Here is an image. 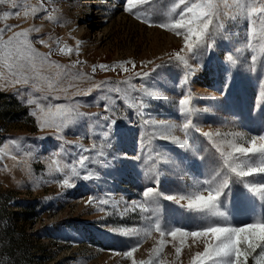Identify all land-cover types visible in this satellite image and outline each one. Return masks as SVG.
Returning <instances> with one entry per match:
<instances>
[{"label": "snow or ice", "instance_id": "snow-or-ice-1", "mask_svg": "<svg viewBox=\"0 0 264 264\" xmlns=\"http://www.w3.org/2000/svg\"><path fill=\"white\" fill-rule=\"evenodd\" d=\"M117 3L123 13L143 25L173 34L179 40V46L162 52L161 57L140 59L139 66L132 57L111 64L94 63L91 65L92 76L97 69L127 73L117 82L122 86L110 87L112 80L105 79L81 89L73 81L90 78L89 73L77 67L87 61L77 59L70 65L61 66L52 59L56 51L53 45L46 39H38L40 26L18 27L5 23L0 26V89H12L21 96L27 93L30 98L23 102L29 106V115L34 118L36 126L53 129L50 135L60 143L59 151H52L48 158V172L63 175L59 181L62 187L72 186L85 171L88 174L83 179L88 180L92 175L89 162L113 171L131 162L127 152L120 148L125 132L117 122L120 118L129 123L134 121H130L121 109L120 101L127 109L134 110L139 118L142 137L146 129L155 140H167L176 145L174 163L184 174L183 183L173 190L174 194H168L162 190L161 176L146 172L144 179L148 183L142 187L140 198L130 202L124 200L125 207L120 211L121 216L139 211L142 226L109 229L113 234L127 238L122 254L129 264H169L161 258L165 244L174 248L172 264L177 261L183 264L181 254L186 245L188 264H249L250 258L252 264H264V132L203 130L196 122L200 110L193 104L198 98L190 92L198 74L222 72L223 89L216 90L218 95L206 97L214 101L225 95L241 65H246L254 73H258V61L264 67V0H163V3L158 0H117ZM0 5L7 6L6 11L0 12V19L21 15L18 10H22L25 18L43 16L53 22L60 18L56 0H37L34 4L28 0H0ZM91 7L93 5H89ZM244 20L247 21V42L237 48L236 53H242L245 48L250 50V64L248 57L238 60L231 51L221 64H208L215 56L217 37L221 29H225L226 22ZM37 44L44 45L48 51H40ZM56 44H60L58 39ZM80 44L81 41L77 40L74 49L65 44L58 50L60 53L73 50L79 53ZM170 67L180 74L175 85L183 93L176 105L179 118L161 119L157 118L158 114H153L151 102L169 99L158 90L157 84L160 70L167 72ZM261 88H264V80ZM94 93L103 94L96 95L94 101L81 99L92 97ZM259 99H264V93ZM93 102L102 104L103 110L95 113L80 110L82 103ZM85 120L89 122L86 129ZM225 123L229 121L225 120ZM257 127L264 128V119L257 122ZM94 128L100 131H93ZM69 129L77 134L84 129V135L91 137L92 143L85 147L79 142L65 140ZM201 136L206 138L207 145ZM97 138L101 140L99 146ZM24 139L27 138L6 139L4 143L9 147H0V156L10 158L31 174L30 161L36 153L29 151L21 155ZM67 144H72L78 151L68 152ZM69 158L71 162H68ZM140 159V156L136 157L137 161ZM193 161L199 167L190 173L186 169L192 168ZM3 167L7 169L8 166L4 164ZM234 185H243V188L237 191ZM229 199L232 208L243 205L252 213L251 222H234ZM94 201L90 195L85 203ZM164 201L173 202L177 208L162 211ZM100 203H112L116 207L119 202L104 199ZM181 210H186L184 215L195 222L176 226L171 216ZM165 213H168L167 221ZM153 233H158L159 239L148 250V258L137 259L135 253L141 242ZM168 237L171 239H166ZM110 251L119 250L111 248Z\"/></svg>", "mask_w": 264, "mask_h": 264}, {"label": "rangeland", "instance_id": "rangeland-1", "mask_svg": "<svg viewBox=\"0 0 264 264\" xmlns=\"http://www.w3.org/2000/svg\"><path fill=\"white\" fill-rule=\"evenodd\" d=\"M28 2L34 4L37 0H28ZM158 2L163 3V0ZM89 5L93 7L89 8ZM56 7L57 15L60 17L58 22L48 21L43 16L33 18L29 15L25 18L22 10H18L21 11V15L0 19V26L5 23L16 24L18 27L32 24L40 26L41 35L38 39H46L53 45L56 51L53 52L52 59L58 61L61 66L70 65L77 59L87 61L86 64L77 67L89 73L90 78L73 81L81 89L105 79L112 80L110 87L122 86L117 82L127 73L123 70L97 69L92 76L91 65L94 63L111 64L132 57L139 66L140 59L161 57L162 52H169L177 48L180 43L173 34L157 27L143 25L123 13L117 0H56ZM6 10V5H0V12ZM140 10L146 11L144 8ZM92 14L98 16L92 21H96L95 28L101 32L96 36L87 21ZM82 24L86 26V30L81 36H77L73 27ZM246 27V20L226 22L225 29H221L217 37L218 47L215 56L207 63L221 64L231 51L238 60L248 57L250 64V50L245 48L242 53H236V49L247 42ZM57 39L60 41L59 45L56 44ZM77 40L81 41L79 53L74 50L59 52V47L65 44L74 49ZM36 47L42 52L48 51L44 45L37 44ZM198 62L193 61V63ZM257 69L258 73H254L246 65H241L234 74L225 95L214 101L206 97L218 95L216 90L223 89L222 72L205 71L198 74L191 84L190 92L198 98L193 104L200 110L199 120L196 122L203 130L212 129L222 133L264 132V128L257 127V122L264 119V99H259L264 93V88H261L264 67L261 66L260 61L257 62ZM179 75L175 68L170 67L167 72L160 70L157 88L169 99L151 102V110L153 114H158L157 118H179L176 105L179 95L183 94L175 87ZM0 91L8 94L4 100L10 101L9 96L16 98L27 108V115L30 116L29 106L23 102L30 98L27 93L21 96L12 89H0ZM98 94L103 93H94L92 97L81 99L94 101ZM119 103L129 120L134 121L129 123L120 118L117 122L120 129L125 132L120 148L122 152H127L131 162L118 171L105 169L101 165L89 162L88 167L92 172L90 178L83 179L88 173L82 172L70 187L60 185L62 174L48 172V158L52 151H59L60 143L50 135L53 129H40L31 116V119L25 116L0 119V147H9L4 143L6 139L26 137L27 139L22 141L21 155L29 151L36 153L30 161L31 174L10 158L0 156V264H129L128 259L122 254L127 238L109 231L112 227H139L143 224L139 211L120 215V211L125 207L124 200L130 202L140 198L142 187L148 183L144 179L146 172L160 175L163 180L162 190L168 191V194H174L173 190L183 183L185 177L174 163L177 158L176 145L170 144L167 140H155L146 129L143 130L142 137L140 120L134 110L127 109L122 101ZM80 110L85 113H95L102 111L103 105H97L95 102L82 103ZM225 120L229 123H225ZM88 124L89 122L85 120L84 129ZM84 129L80 130L79 134L69 129L64 139L88 147L92 139L84 135ZM93 131L100 129L94 128ZM39 137L44 139L40 140ZM200 139L207 145L206 138L201 136ZM96 143L99 146L100 138L96 139ZM65 148L68 152L78 151L72 144L65 145ZM137 156L141 157L139 161L136 160ZM61 162H65L63 158ZM68 162H71L70 158ZM4 164H7V169L3 167ZM198 167L193 161L192 168L186 171L193 173ZM233 187L238 191L243 185ZM90 195L95 201L85 203ZM104 199H114L119 202L118 206L113 207L112 203L101 204L100 201ZM229 207L232 208L231 199H229ZM165 208L175 209L177 206L173 202L164 201L162 211ZM184 211L186 210L178 211L171 216L176 226L179 223L195 222L185 216ZM230 215L234 222H251L252 213L243 205L232 208ZM164 218L167 221L168 213H165ZM158 239V233L145 238L135 253L136 258L147 259L148 250ZM111 248L119 251H110ZM174 255L172 245L165 244L161 258L172 264ZM181 259L183 264H188L187 245L182 249ZM176 264L179 262L177 261Z\"/></svg>", "mask_w": 264, "mask_h": 264}, {"label": "trees", "instance_id": "trees-1", "mask_svg": "<svg viewBox=\"0 0 264 264\" xmlns=\"http://www.w3.org/2000/svg\"><path fill=\"white\" fill-rule=\"evenodd\" d=\"M8 94L0 91V119L9 117H23L30 118L27 115V108H25L16 98L9 96L10 101L4 100L7 98ZM249 264H252L251 258L249 259Z\"/></svg>", "mask_w": 264, "mask_h": 264}, {"label": "bare ground", "instance_id": "bare-ground-1", "mask_svg": "<svg viewBox=\"0 0 264 264\" xmlns=\"http://www.w3.org/2000/svg\"><path fill=\"white\" fill-rule=\"evenodd\" d=\"M96 14H92V15H89V17H88V19H87V21H89V23H88V25H89V27H92V31L94 32V35L96 36L97 34H99V33H101L97 28H95L96 27V25L94 24L96 21H92V19H94V18H97L96 16H95ZM101 18V17H100ZM87 24V23H86ZM85 27L86 26H84V24H82V25H75L74 27H73V31H74V33L77 35V36H81V34L82 33H84L85 32ZM92 32V33H93Z\"/></svg>", "mask_w": 264, "mask_h": 264}]
</instances>
